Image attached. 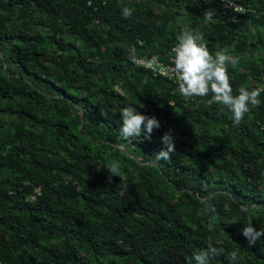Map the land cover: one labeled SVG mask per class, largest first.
Here are the masks:
<instances>
[{
    "label": "trees",
    "instance_id": "trees-1",
    "mask_svg": "<svg viewBox=\"0 0 264 264\" xmlns=\"http://www.w3.org/2000/svg\"><path fill=\"white\" fill-rule=\"evenodd\" d=\"M185 28L238 58L234 95L264 85V0H0V264H194L209 242L211 264H264V237L241 235L264 229V93L236 126L128 59L165 71ZM125 106L158 119L151 140L122 139ZM169 129L175 152L153 165ZM204 201L216 213L197 215Z\"/></svg>",
    "mask_w": 264,
    "mask_h": 264
},
{
    "label": "clouds",
    "instance_id": "clouds-1",
    "mask_svg": "<svg viewBox=\"0 0 264 264\" xmlns=\"http://www.w3.org/2000/svg\"><path fill=\"white\" fill-rule=\"evenodd\" d=\"M133 9L127 6L121 10L124 19H130L133 15ZM215 13L209 9L204 12L203 19L208 22L213 21ZM176 44L171 49V64L165 69V74L175 79L178 88V94L185 100L201 98L209 107L218 104L227 108L232 113L234 125L238 126L246 114L261 104V93H264V85L255 87L251 90L241 86L238 94H233L231 77L228 72L229 66L235 68L239 61L238 58L227 54V50H221L211 53L207 47L203 33L185 28L176 37ZM128 59L137 66H144L147 69L157 72L160 65V57L156 54L151 57L140 56L135 46H130ZM211 96L210 99H204ZM144 107L143 105L140 108ZM120 134L123 140L131 141L133 138L143 137L145 140H151L154 130L160 128L158 119L154 116L143 115L137 111V108L125 106L120 110ZM160 142L163 145L154 157L151 159L153 165L160 161H169L170 154L175 152V138L172 130L165 132ZM124 147V145H121ZM107 172L111 177H118L120 181H126L127 177L121 171V165L116 162H110L106 165ZM38 193L41 189L36 190ZM208 199H211L209 197ZM254 207V206H253ZM242 213H248L249 208L242 207ZM216 213L215 207L203 202V207L197 215L204 216ZM241 235L247 240L249 246H254L261 237H264V229L257 230L249 218L243 225ZM223 253V249L214 247L209 242L206 249L195 251L190 262L194 264H211L212 260ZM238 252L231 251L229 259L233 262L237 260Z\"/></svg>",
    "mask_w": 264,
    "mask_h": 264
},
{
    "label": "built area",
    "instance_id": "built-area-1",
    "mask_svg": "<svg viewBox=\"0 0 264 264\" xmlns=\"http://www.w3.org/2000/svg\"><path fill=\"white\" fill-rule=\"evenodd\" d=\"M144 67V66H143ZM168 66H166V68H167ZM146 68V67H145ZM156 73H158V74H160V75H166L165 74V71H164V69H162V68H160ZM167 76V78H170L168 75H166ZM174 81H175V79H173Z\"/></svg>",
    "mask_w": 264,
    "mask_h": 264
}]
</instances>
